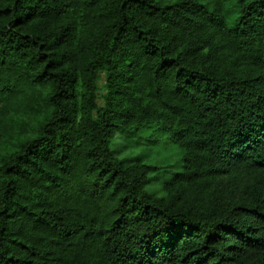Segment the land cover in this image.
<instances>
[{
	"label": "trees",
	"instance_id": "obj_1",
	"mask_svg": "<svg viewBox=\"0 0 264 264\" xmlns=\"http://www.w3.org/2000/svg\"><path fill=\"white\" fill-rule=\"evenodd\" d=\"M0 264H264V0H0Z\"/></svg>",
	"mask_w": 264,
	"mask_h": 264
},
{
	"label": "rangeland",
	"instance_id": "obj_2",
	"mask_svg": "<svg viewBox=\"0 0 264 264\" xmlns=\"http://www.w3.org/2000/svg\"><path fill=\"white\" fill-rule=\"evenodd\" d=\"M104 75L101 76L99 81L100 92L99 98L100 102H102V96L105 93L104 88ZM142 138L145 140L146 136H148L147 132L141 133ZM159 141L154 144L146 145L138 143V137H134L132 140H127L122 142L118 140L114 147L122 148L119 156H129L134 154H144L145 162L149 164H155L158 166H164L169 163H176L179 160L181 155L180 147L176 143L166 144L163 136H158Z\"/></svg>",
	"mask_w": 264,
	"mask_h": 264
}]
</instances>
